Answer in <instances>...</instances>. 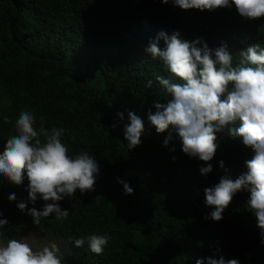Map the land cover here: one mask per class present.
Returning <instances> with one entry per match:
<instances>
[{"label": "trees", "instance_id": "obj_1", "mask_svg": "<svg viewBox=\"0 0 264 264\" xmlns=\"http://www.w3.org/2000/svg\"><path fill=\"white\" fill-rule=\"evenodd\" d=\"M2 1L0 96L7 99L13 130L4 132L7 114L1 113L0 136L6 137L0 139V154L16 134L20 112L29 111L35 127L43 118L49 131L64 129L61 140L69 155L88 152L100 171L93 191L82 195L77 190L58 202L69 210L63 223L53 215L39 225L33 224L27 209L17 208L25 202L29 209L42 210L45 203L29 202L26 176L15 185L0 175V218L8 220L0 228V241L24 229L68 238L110 236L101 255L93 254L87 244L77 248L72 243L63 264H196L197 259L207 264L209 257L220 256L239 259L240 264H264V236L246 207L249 191L235 195L221 221L206 219L212 208L204 203V190L224 175L237 178L255 154L242 137L229 134L240 121L216 133L213 171L201 175L199 169L206 164L182 152L176 133L165 147L169 133L158 134L147 119L149 110L155 111L154 102L170 99L156 77L171 74L145 51L160 31H178L182 39L199 38L213 50L226 44L235 65L248 46L264 48V18L246 20L235 5L182 10L159 0ZM130 111L144 121L142 142L132 150L124 139ZM118 178L133 189L131 195L125 194ZM10 193H15V201H9Z\"/></svg>", "mask_w": 264, "mask_h": 264}, {"label": "clouds", "instance_id": "obj_2", "mask_svg": "<svg viewBox=\"0 0 264 264\" xmlns=\"http://www.w3.org/2000/svg\"><path fill=\"white\" fill-rule=\"evenodd\" d=\"M159 2L171 3L182 10L199 11H215L235 5L239 15L246 20L264 18V0ZM145 51L152 59L162 61L171 74V78L156 77L170 99L166 103L154 102L155 111L149 110L147 119L158 134L169 133L163 141L165 147L173 139L172 133H176L182 152L206 164L199 169L201 175L207 176L213 171L210 162L218 149L216 133L240 121L238 128H229V134L233 138L242 137L244 145L255 154L245 161L247 170L237 178L224 175L217 184L204 190V203L212 208L206 219L221 221L235 195L247 190L250 192L246 201L247 210L256 218L257 227L264 236V48L259 44L248 46L239 52L240 59L234 65L233 55L226 44L213 50L199 38L188 41L182 39L178 31H173L171 35L160 31L155 38L149 39ZM147 87H152L151 80L147 82ZM118 115L123 119V113ZM128 118L130 123L125 126L124 139L127 149L132 150L142 142L144 121L131 111ZM10 122L8 117H4V123ZM35 124L31 112H20L15 122L16 134L7 139L0 154V175L15 185H21L26 176L29 202H45L42 210L35 207L29 209L25 202L17 204L22 212L27 209L26 214L32 217L34 225H39L42 218L53 215L63 223L69 216V210H62L58 202L75 195L77 190L82 195L93 191L100 166L88 152L69 155L68 147L61 140L64 129L53 127L49 131L44 127L43 118L39 128ZM170 151H175V148ZM220 168L228 171L223 161H220ZM117 182L123 185L125 194L133 193L125 181L118 178ZM8 199L15 201V193H10ZM0 217H3L2 212ZM7 224L6 218H0V228ZM109 240L107 234L69 238V242L77 248L87 244L96 255L103 253ZM261 242L264 243V239ZM0 264L63 262L56 243L34 250L26 239H9L0 242ZM196 264H204L203 259H197ZM207 264H240V261L236 258L225 260L220 256L219 259L209 257Z\"/></svg>", "mask_w": 264, "mask_h": 264}, {"label": "rangeland", "instance_id": "obj_3", "mask_svg": "<svg viewBox=\"0 0 264 264\" xmlns=\"http://www.w3.org/2000/svg\"><path fill=\"white\" fill-rule=\"evenodd\" d=\"M5 9L4 2L0 0V12ZM7 99L0 96V114L5 113L7 117L10 119V123H8L7 129L4 130L6 133H10L13 130V117L7 110ZM2 133V132H1ZM0 133V134H1ZM5 135H1L0 139H5ZM13 239H26L27 242L33 247L34 250H40L42 247L50 245L51 243H56L60 248L61 256L67 254L71 249L72 243L69 242V238L63 234L57 233H44L37 229H24L17 233V235ZM6 242V241H0Z\"/></svg>", "mask_w": 264, "mask_h": 264}]
</instances>
